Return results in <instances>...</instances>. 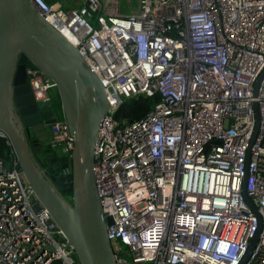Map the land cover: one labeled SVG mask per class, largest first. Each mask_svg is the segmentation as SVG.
Returning <instances> with one entry per match:
<instances>
[{"label":"built area","instance_id":"2783aa9c","mask_svg":"<svg viewBox=\"0 0 264 264\" xmlns=\"http://www.w3.org/2000/svg\"><path fill=\"white\" fill-rule=\"evenodd\" d=\"M31 1L105 86L93 171L117 264H242L259 231L244 188L261 217L244 264H264V0ZM26 72L47 104L55 80ZM138 95L161 100L120 122ZM50 137L73 155L65 117ZM57 260L79 264L0 130V264Z\"/></svg>","mask_w":264,"mask_h":264},{"label":"water","instance_id":"95a60500","mask_svg":"<svg viewBox=\"0 0 264 264\" xmlns=\"http://www.w3.org/2000/svg\"><path fill=\"white\" fill-rule=\"evenodd\" d=\"M28 63L55 80L62 112L75 137L73 155L52 146L50 125L58 113L35 101ZM264 77L261 75L257 87ZM258 132L260 115L255 104ZM109 111L105 86L78 46L70 42L31 0H0V130L41 203L63 230L79 264H117L93 171L100 124ZM219 143V142H218ZM243 194L261 217L246 189ZM70 197L68 199L67 197Z\"/></svg>","mask_w":264,"mask_h":264},{"label":"trees","instance_id":"16d2710c","mask_svg":"<svg viewBox=\"0 0 264 264\" xmlns=\"http://www.w3.org/2000/svg\"><path fill=\"white\" fill-rule=\"evenodd\" d=\"M161 100L159 95L147 96L138 95L134 97H124L122 105L115 111V117L120 122H133L148 114V112ZM50 108H53L63 118L62 101L58 89L51 92L50 101L47 103ZM3 153L10 150L2 140ZM53 264H64L62 261H54Z\"/></svg>","mask_w":264,"mask_h":264},{"label":"crops","instance_id":"0c3cea01","mask_svg":"<svg viewBox=\"0 0 264 264\" xmlns=\"http://www.w3.org/2000/svg\"><path fill=\"white\" fill-rule=\"evenodd\" d=\"M70 1V0H69ZM71 2V1H70ZM80 2V0H74V4H71V5H78ZM53 92V91H52Z\"/></svg>","mask_w":264,"mask_h":264},{"label":"rangeland","instance_id":"374dc122","mask_svg":"<svg viewBox=\"0 0 264 264\" xmlns=\"http://www.w3.org/2000/svg\"><path fill=\"white\" fill-rule=\"evenodd\" d=\"M71 3L74 4V0H71ZM132 9L134 10L135 7L133 6ZM56 90V89H55ZM68 199H70V197L68 196Z\"/></svg>","mask_w":264,"mask_h":264},{"label":"flooded vegetation","instance_id":"af4514ba","mask_svg":"<svg viewBox=\"0 0 264 264\" xmlns=\"http://www.w3.org/2000/svg\"><path fill=\"white\" fill-rule=\"evenodd\" d=\"M29 64V63H28ZM51 126V125H50ZM49 133H50V128H49ZM68 198V197H67Z\"/></svg>","mask_w":264,"mask_h":264}]
</instances>
